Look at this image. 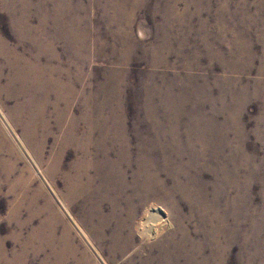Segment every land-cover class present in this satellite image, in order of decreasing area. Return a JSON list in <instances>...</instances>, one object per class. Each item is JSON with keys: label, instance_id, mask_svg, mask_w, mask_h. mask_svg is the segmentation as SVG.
Returning a JSON list of instances; mask_svg holds the SVG:
<instances>
[{"label": "rangeland", "instance_id": "rangeland-1", "mask_svg": "<svg viewBox=\"0 0 264 264\" xmlns=\"http://www.w3.org/2000/svg\"><path fill=\"white\" fill-rule=\"evenodd\" d=\"M57 1L33 0L31 25L44 18L39 34L55 45L60 62L54 65L65 71L62 80L74 82L72 96L39 91L30 101L19 84L9 86L12 70L0 56V264H57L58 256L80 264L85 252L91 258L83 264H264V0H64L71 6L62 14L74 20L73 48L60 38ZM2 15V37L23 52ZM30 48L29 54L36 49ZM74 49L80 50L76 57ZM85 95L98 107L92 120L106 119L109 133H123L135 156L147 152L160 164L169 152L204 149L190 168V196L162 173V188L172 198L148 202L142 215L130 190L131 200L120 187L103 189L101 180L87 188L93 168L80 170L78 180L75 168L91 158L79 148L88 130ZM74 121L76 140L64 142ZM95 130L94 139L100 127ZM203 135L210 139L207 148L197 144ZM118 143L107 145L117 150ZM154 206L166 219L158 233L141 236V220ZM131 207L137 209L129 216ZM178 225L188 231L187 240L182 250L168 244L164 251L172 260L163 259L152 242ZM132 226L133 246L111 252L110 238L127 236ZM92 228L104 236L101 244L89 234ZM67 230L72 239L63 247ZM181 251L191 254L188 263Z\"/></svg>", "mask_w": 264, "mask_h": 264}, {"label": "bare ground", "instance_id": "bare-ground-1", "mask_svg": "<svg viewBox=\"0 0 264 264\" xmlns=\"http://www.w3.org/2000/svg\"><path fill=\"white\" fill-rule=\"evenodd\" d=\"M57 3L59 4V7H58V13H57L56 18H57L58 22H60L58 24L59 25L58 30H59L60 38L66 40L69 48H71V47L73 48L74 42H75V38H74V33L75 32H74V29H73V23H74L73 21L74 20L71 17H70L71 18V20H70L69 18H67V16L62 14L63 10L65 8H69L71 5L64 3V0H58ZM33 6H34L33 0H0V14H3L2 15L3 19H5L11 25L13 30L15 32H17L16 36L19 38V42H20L21 46L23 45V47H24L23 52L14 51V48H10L7 45L6 41L2 37L3 35L0 32V56L4 57V59L7 62V65L12 70V76H11V80H10V85L9 86H11V82L13 84H19L21 86V91L26 93L27 94V98L28 99L31 98L34 102H36V100H37L36 98H38V97H36L37 96L36 93L39 92V91H42L44 93L45 92L48 93L50 91L57 90L59 92L60 96H62V97L63 96H68L69 93L72 96V94L75 93L74 82L73 81L62 80L61 77L65 73V71H63V68L60 65L59 66H57V65L55 66L54 65L55 61H59V58H58L57 54H55V51H54L55 45L52 46L53 44H52L51 41H49L46 37L44 38L43 36H41L39 34L38 29H40L41 27L44 28V26H45L44 25V22H45L44 18H40V24H39L40 26L34 28L31 25ZM40 7H42V4H40ZM37 10H38L39 15H43V9L42 8L38 7ZM75 10H76V8H75ZM38 17H40V16H38ZM33 19H34V17H33ZM77 22H79V21H77ZM60 28H65V31H62ZM78 29H79V26H78ZM75 31H77V29ZM81 32H82V30H81ZM30 45L33 46V47H36V49L31 54H29L30 53L29 50H31ZM20 48H22V47H20ZM73 52H74L73 53L74 57H76V56H78L80 54V50H75L74 49ZM87 52L89 54V51H87ZM44 61H46V63H44ZM1 72H2V70H1V66H0V75H1ZM56 74H58L60 76L59 77H55L54 75H56ZM69 76H70V74H69ZM79 80H81V79H79ZM82 83H84V82H82ZM74 98H75V96H74ZM76 98H78V97H76ZM31 99H30V101H31ZM59 101H60V99H59ZM85 101L87 102L86 105L87 104L89 105V108L86 109L83 118H84V122H86V124H87L88 130H87V133L84 136H80L81 141L79 142V148H80V150H85L84 151V154H85L84 157L88 158V157L91 156V158L89 160L83 162L82 164H80V162H79L78 165H80V166L75 168L76 171H77V173L75 175L79 174V178L76 177L78 180H82L83 173H79L80 170H88V169L93 168L95 170V174H94V176L92 175V176L88 177L89 184L87 182V184H88L87 188L90 187V184L93 185L92 183L95 180L96 181H98V180L100 181L101 180L103 189H105V190H107V189L109 190V188H119L120 187L119 193L120 194H125V196L127 195V197L130 200H131V196L134 195V198H136L137 201L139 202L138 205L136 204V206L140 207L139 211H141L144 208L143 211H141L142 215H143L144 210H146L145 208H147L145 205L148 204V202H151L152 200L153 201H157L158 200L159 202L163 201V200H165V197L166 196H170V194L172 192V191L170 192L169 190L167 191L166 189L164 190L162 188L163 179H164V178L161 177L162 173H164V175L167 178V180L172 181V183L175 182L176 184L179 185V188L181 189L182 193L185 195L186 198L190 196L191 188L193 189L192 183H191L192 182V178H191V174H190V168H192L193 165L198 164L199 160H201L206 155L204 153V149H202L198 153H188V152H185L183 150H179V151H177L174 154H170L169 150L166 149V150H168L169 154H168V156L166 155L167 157H163L162 156L163 162L160 163V164L154 158L149 156L147 154V152L137 151L136 153H138V154H137V156H135L133 154V152L131 151L132 148L130 146L129 139H127V137L123 133L114 132L115 134H111L112 133L111 131H110L111 133H109L108 128H106L107 123H108L106 119H104L101 124H97V120L98 119L97 120L96 119L92 120V118H93L92 115L94 114V109L98 108V107L94 108V106H93V105H95V103H93L94 102L93 96L92 95H87L85 97ZM165 102H166V106L172 107L173 110H175V111L177 110L175 105H172V103L170 101H165ZM92 106H93V108H92ZM76 123H77L76 121L72 122L71 130L69 132L67 131V137L64 139V142L66 140L67 141H71V142L73 140H76V135H75ZM171 124H172V126L177 128V125L174 122H171ZM157 125H158V123H157ZM98 127H100V134H99V136L96 139H94L93 138V134H94V131H96L95 129H97ZM117 129H120V128H117ZM173 130H174V128H173ZM122 132H123V130H122ZM126 133H127V131H126ZM171 133H172V136H170V137H173V139H175L176 136L174 135L173 132H171ZM108 141H111L112 143H116V144L118 142H120L121 143L120 147H118L117 150H114L115 149L114 147H113L114 149H112L109 145H107ZM188 141H189L191 147L195 146V142L193 140H191L190 137H188ZM197 144L207 148V144L208 145L210 144L209 136L208 135H203V136L199 137V140H198ZM92 146L94 147L93 151H92ZM168 147L169 146L166 145V146H163L162 148L165 149V148H168ZM193 151H194V149L191 148L190 152H193ZM206 151H207V149H206ZM82 159H83V157H82ZM81 162H82V160H81ZM128 164L131 165L130 166L131 169H129V170H130V172L133 173V174H131L132 176L130 177L131 180H129ZM71 176H73V175H71ZM167 184H168V182H167ZM172 187H174V186H172ZM73 190H75V189H73ZM128 190H130L132 192L131 196H129L127 194ZM75 192H76V190H75ZM100 193H103V192H100ZM194 193L195 192H193V195H194L193 199H195L194 201H196L198 196H197L196 193L195 194ZM173 194H174V192H173ZM87 196H89V195H87ZM66 198H68L67 200H69L70 194H68ZM170 198H172V197L170 196ZM129 203L134 204L133 202H129ZM155 203H157V202H155ZM166 203H167V201H166ZM117 206H119V205H117ZM154 207L155 208H151L147 212V214L142 218V220H141L142 224L140 226V229L138 230V228H136L138 230V232H140L141 236L142 235L143 236L144 235L152 236L153 234L158 233V230H159L158 224L164 222V220L166 219L165 216L162 214V212H160V207H156V206H154ZM171 207H172V205H171ZM135 209H137V208H135ZM135 209L132 208L131 210H129L127 212L128 214H130L129 216L132 215V213L134 212ZM124 211H125V209H124ZM137 213H138V211H137ZM116 215H118V214H116ZM133 215H134V213H133ZM112 216H113V214H112ZM140 216H141V214H140ZM121 218H123V217H121ZM136 218L137 217H135V219ZM107 219H108V217H107ZM123 219L125 220V218H123ZM139 219L140 218H138V220ZM115 220H116V218H115ZM137 221L136 220L134 221V223L136 224L135 227L137 226ZM178 223H180V222L178 221ZM122 224H121V227H120V225H118V227H119V229L124 231V229H125L124 226H127L126 225L127 223L124 224V225H122ZM132 229H133V226L129 228L128 234H126L127 236H122L120 233L117 232L118 234H116V235H114L113 237L110 238V244H111L110 245V251L111 252H114V254H116L117 251L125 252V251L129 250L131 248V246H133L132 245L133 244V239H132L133 231H132ZM121 230H119V231H121ZM64 231H65V229H64ZM187 232L188 231H186V229H184V227L182 228L181 226L178 225V227H176V229L174 231L168 232V235H165V236L161 237L156 242H152L151 249L154 248V249L158 250L159 253H160V257H163V259L167 258V257H170L164 251L165 249H168L167 245L169 244L172 248L179 247V249L182 250L183 249V244L187 240V234H188ZM160 233H162V232H160ZM89 234L94 236V238L100 244L104 240V236L103 235H97L96 233H94L93 232V228L91 229ZM166 234H167V232H166ZM70 235H71L70 230H67L66 234L64 235V238L62 239L63 247L66 246L67 244H69L67 239L70 238ZM70 239H72V238H70ZM87 239H88L89 242H90V240L93 242V240L90 237H88ZM148 239H151V237L148 238ZM188 239L190 240V238H188ZM185 246H186V244H185ZM193 248H195V247H193ZM42 249H44V248H42ZM65 249H66V247H65ZM37 252H39V251H37ZM61 252H62V254H66L67 253L65 251H61ZM61 252H60V254H61ZM181 252H182V254L185 257L184 259H186L187 263H188L189 260H191V257H190L191 254L189 256V254L187 252H184V251H181ZM193 255H194V253H193ZM198 255L199 254L194 255V258H198L199 257ZM174 256H172V257H174ZM54 257H57V256L54 254ZM65 257H67V256H65ZM86 257L87 258L90 257L87 252L83 253V255H81V257L79 258L80 264L84 263ZM153 257H154V255H153ZM210 258H212V257H210ZM175 259H177V258H175ZM65 260H67V259H65ZM65 260H64V257L61 256V258H60V256H58V261L59 262H57V264H64ZM171 260H172V258L170 257V261ZM186 260L184 262H186ZM17 261H19V260H17ZM191 261L189 262V264L194 263V262L191 263ZM219 261H220V259H219ZM49 262H51V261L49 260L46 263L49 264ZM203 263H204V261H203ZM177 264H182V262L178 261Z\"/></svg>", "mask_w": 264, "mask_h": 264}]
</instances>
